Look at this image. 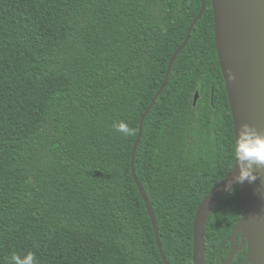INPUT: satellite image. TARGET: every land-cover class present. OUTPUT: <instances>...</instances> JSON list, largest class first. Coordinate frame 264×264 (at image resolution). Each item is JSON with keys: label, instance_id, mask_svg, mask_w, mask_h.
Wrapping results in <instances>:
<instances>
[{"label": "trees", "instance_id": "trees-1", "mask_svg": "<svg viewBox=\"0 0 264 264\" xmlns=\"http://www.w3.org/2000/svg\"><path fill=\"white\" fill-rule=\"evenodd\" d=\"M0 0V264H194L202 200L235 165L212 0ZM199 94L197 102L195 98ZM126 122L135 134L114 125ZM206 225L222 264L240 185ZM241 233L238 246L242 244ZM245 241L232 264H245Z\"/></svg>", "mask_w": 264, "mask_h": 264}, {"label": "water", "instance_id": "water-1", "mask_svg": "<svg viewBox=\"0 0 264 264\" xmlns=\"http://www.w3.org/2000/svg\"><path fill=\"white\" fill-rule=\"evenodd\" d=\"M202 1L199 14L193 20L187 37L173 55L166 79L142 116L140 131L133 152V165L142 138L144 121L167 85L172 65L186 47L193 28L206 10ZM215 21L216 47L224 74L232 109L235 134L242 124H248L264 136V0H212ZM199 94L197 93L195 103ZM235 166V165H234ZM234 168V167H233ZM202 200L194 223V264H206V225L219 201L228 193L224 185L237 175L234 168ZM133 174L146 201L156 232L158 245L166 264H171L163 248L156 217L148 196L133 166ZM255 182L240 184L242 216L233 229L231 251L222 264H232L245 241L248 259L245 264H264V168L257 172ZM237 185L233 184V188ZM241 233L242 244L238 246Z\"/></svg>", "mask_w": 264, "mask_h": 264}, {"label": "clouds", "instance_id": "clouds-1", "mask_svg": "<svg viewBox=\"0 0 264 264\" xmlns=\"http://www.w3.org/2000/svg\"><path fill=\"white\" fill-rule=\"evenodd\" d=\"M114 129L125 136L135 134L134 129L123 121L115 124ZM233 152L235 157L234 168L238 169V173L233 178L234 183L229 181L224 185L228 192L234 190L233 184L240 185L245 181L252 183L257 180L258 170L264 168V136L250 125L242 124L235 137ZM11 264H38V262L35 254L30 252L23 257L14 254L11 257Z\"/></svg>", "mask_w": 264, "mask_h": 264}]
</instances>
